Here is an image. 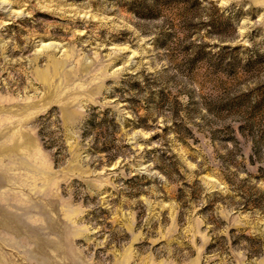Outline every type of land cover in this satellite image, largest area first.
<instances>
[{
    "label": "rangeland",
    "instance_id": "374dc122",
    "mask_svg": "<svg viewBox=\"0 0 264 264\" xmlns=\"http://www.w3.org/2000/svg\"><path fill=\"white\" fill-rule=\"evenodd\" d=\"M0 264H264V0H0Z\"/></svg>",
    "mask_w": 264,
    "mask_h": 264
}]
</instances>
